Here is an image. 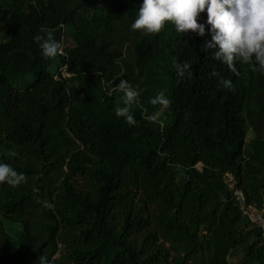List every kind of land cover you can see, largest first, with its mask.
Segmentation results:
<instances>
[{"label": "trees", "instance_id": "obj_1", "mask_svg": "<svg viewBox=\"0 0 264 264\" xmlns=\"http://www.w3.org/2000/svg\"><path fill=\"white\" fill-rule=\"evenodd\" d=\"M139 3L0 0V162L24 176L0 182V264H264L245 213L264 218V74L230 72L207 29L131 30ZM49 33L53 59L33 39ZM120 80L139 93L132 126Z\"/></svg>", "mask_w": 264, "mask_h": 264}, {"label": "clouds", "instance_id": "obj_2", "mask_svg": "<svg viewBox=\"0 0 264 264\" xmlns=\"http://www.w3.org/2000/svg\"><path fill=\"white\" fill-rule=\"evenodd\" d=\"M201 14L205 17L203 22H199ZM166 23L172 24L182 35L194 33L205 37L207 29L210 38H206V47L215 50L214 59L226 65L230 72L237 73V63L254 62L253 70L264 74V0H140L130 29L159 34ZM33 39L38 42L42 57L53 59L62 54V45L51 33L47 38L36 35ZM175 71L182 79L192 76V66L187 62L177 63ZM219 83L225 89L233 87L230 79L220 78ZM115 91L121 93L123 104L115 108V115L123 117L129 126L135 125L137 121L130 109L138 102L139 93L126 80H120ZM149 103L167 107L169 100L161 91L151 97ZM7 155L15 156L16 152L9 151ZM23 180L22 173L0 162V182L16 187Z\"/></svg>", "mask_w": 264, "mask_h": 264}, {"label": "built area", "instance_id": "obj_3", "mask_svg": "<svg viewBox=\"0 0 264 264\" xmlns=\"http://www.w3.org/2000/svg\"><path fill=\"white\" fill-rule=\"evenodd\" d=\"M59 71H60V73H61V75H65L64 73H65V68L64 67H62V68H60L59 69ZM234 193L237 195V198L240 200V201H242L243 200V195L240 193V192H238V191H234ZM245 213H247V216H248V218L251 220V221H253V222H258L259 223V225L263 228V230H264V218L261 216V214L259 213H257V214H252V213H250V211H245Z\"/></svg>", "mask_w": 264, "mask_h": 264}, {"label": "rangeland", "instance_id": "obj_4", "mask_svg": "<svg viewBox=\"0 0 264 264\" xmlns=\"http://www.w3.org/2000/svg\"><path fill=\"white\" fill-rule=\"evenodd\" d=\"M64 46H66V47L71 46L70 40H68V38H66V37H64ZM10 81H11V83H14L15 82V78H10ZM251 134H252L251 131L248 130L247 131V138L250 137ZM197 166L199 167V164H197ZM249 210H250V213L257 214V211L254 208L249 207ZM239 258H240V255L231 257L230 260L233 261V262H236V261H238Z\"/></svg>", "mask_w": 264, "mask_h": 264}]
</instances>
